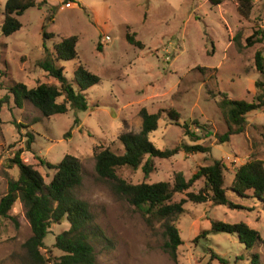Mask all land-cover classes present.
Listing matches in <instances>:
<instances>
[{"label": "rangeland", "instance_id": "obj_1", "mask_svg": "<svg viewBox=\"0 0 264 264\" xmlns=\"http://www.w3.org/2000/svg\"><path fill=\"white\" fill-rule=\"evenodd\" d=\"M37 1L43 2L41 8L28 10L20 18L22 28L5 37L2 24L7 0H0V200L9 181L19 178V168L11 162L18 151L26 165L43 175L46 184L54 172L41 166L37 157L59 164L65 155H72L84 171L76 194L91 206L112 243L108 247L94 243L96 264H264V202L228 193L242 208L186 204L175 222L184 241L175 263L162 249L161 224L148 225L139 210L99 182L94 158L99 147L123 153L119 136L141 130L140 112L146 108L149 113L162 111L159 128L150 135L160 150L200 144L211 151L190 155L181 150L167 160L155 158V170L147 178L141 168L120 169L118 174L128 182L172 184L176 173L190 179L200 167L222 160L229 167L225 185L230 187L238 167L250 160H264V108L247 116L244 132L220 144L228 125L217 103L220 93L253 102L258 93L255 82L264 81L254 64L257 51L264 55V43L251 46L247 41L264 27V0L248 4L227 0L219 6L209 0ZM43 27L54 35L46 41L49 50L62 38L75 35L79 39V60L56 62L70 82L79 64L100 77V82L85 93L87 111L68 105L66 114L46 118L30 102L22 109L16 107L11 92L15 84L29 89L40 83L59 85L38 66L47 58ZM128 31L137 35L143 49L127 42ZM199 68L207 71L202 73ZM171 110L179 114L177 122L169 118ZM185 123L198 136L196 143L186 136ZM28 134L33 136L30 150ZM202 187L203 181H198L192 190ZM185 197L176 195L174 201ZM10 214L16 221L0 217V264H29L23 246L32 231L25 207L18 201ZM214 220L245 223L259 232L261 241L251 250L229 234H211L195 241L211 229ZM69 227L64 222L47 235L42 253L49 260L62 255L54 247L55 238ZM254 255L258 263H254Z\"/></svg>", "mask_w": 264, "mask_h": 264}, {"label": "trees", "instance_id": "obj_2", "mask_svg": "<svg viewBox=\"0 0 264 264\" xmlns=\"http://www.w3.org/2000/svg\"><path fill=\"white\" fill-rule=\"evenodd\" d=\"M225 1L227 0H209L213 6H219ZM239 1L250 3V0ZM68 2L75 3L74 0H68ZM42 5L43 2L39 3L37 0H7L2 34L10 37L18 32L22 28L20 18L28 10L37 6L41 8ZM245 9L248 8L245 7ZM52 37L54 35L47 33L43 27V47L47 58L38 63V66L59 85L40 83L37 87L29 89L22 83L15 84L11 92L16 107L22 109L25 102H30L46 118L66 114L69 111L68 105L77 111H87L89 104L85 93L100 82V77L79 64L74 72V80L70 82L64 74V68L56 66V62L79 60L77 51L79 39L75 35L62 38L54 44L53 50H49L46 41ZM126 40L139 49L145 47L141 41L137 40L135 33L128 31ZM247 41L251 46L264 43V30L255 31ZM254 60L256 71L264 77V55L261 50L255 53ZM198 70L202 73L207 71L206 68ZM255 87L258 93L253 102L230 99L227 94L220 93L222 98L217 103L228 125V131L220 137V144L228 142L231 136L244 132L247 116L264 108V81H256ZM209 93L212 94V91ZM62 98L63 101L60 102ZM140 115L141 130L138 133H123L118 138L123 145V153H116L110 148L99 147L94 150L96 178L107 185L115 196L139 210L148 225L161 224L165 240L162 249L177 263V252L184 241L175 222L185 212L186 204L212 203L231 210L242 208L230 200L228 193L242 199H258L264 202V160H250L238 167L233 174L234 178L230 187L225 185L229 167L222 160H215L210 166L200 167L190 179H187L182 172L176 173L172 184L128 182L118 174L120 169L141 168L147 178L155 170V158L167 160L181 150L190 155L211 151L209 147H203L200 144H184L173 149L160 150L150 140V135L158 130L162 111L149 113L146 108H143ZM168 116L176 122L180 119L179 114L173 110L168 113ZM193 124L200 127L196 121ZM18 127L22 128L20 125ZM184 130L186 136L196 143L198 136L188 123L184 124ZM28 137L27 145L30 150L33 136L28 134ZM37 158L41 166L54 172L51 181L46 184L38 170L22 161L21 152L15 153L11 162L18 166L19 178L10 180L8 183L7 193L0 200V217L16 221L10 214L14 205L20 201L25 207L26 218L32 231V236L23 246L29 264H96L94 243H100L106 247L112 243L98 225L91 206L76 194V190L83 184L84 171L80 160L72 155H65L59 164H52L41 157ZM198 181H203V187L193 191L192 188ZM179 194H185L186 197L180 201H174L175 196ZM64 222H68L70 227L56 236L54 244L62 255L49 260L42 253V250L46 248L45 239L54 226L62 225ZM219 233L236 236L247 250H251L261 241L259 232L245 223L229 224L218 220L212 221L211 229L202 232L195 241L207 235ZM253 259L254 263H258L257 255H254ZM219 260L224 262L223 259Z\"/></svg>", "mask_w": 264, "mask_h": 264}, {"label": "built area", "instance_id": "obj_3", "mask_svg": "<svg viewBox=\"0 0 264 264\" xmlns=\"http://www.w3.org/2000/svg\"><path fill=\"white\" fill-rule=\"evenodd\" d=\"M263 28H264V27H263ZM263 28H262V29H263ZM263 30H264V29H263Z\"/></svg>", "mask_w": 264, "mask_h": 264}]
</instances>
